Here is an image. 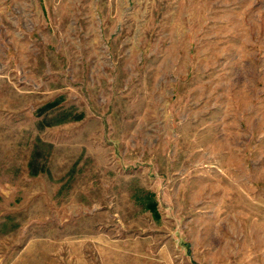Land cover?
I'll use <instances>...</instances> for the list:
<instances>
[{
    "label": "rangeland",
    "instance_id": "rangeland-1",
    "mask_svg": "<svg viewBox=\"0 0 264 264\" xmlns=\"http://www.w3.org/2000/svg\"><path fill=\"white\" fill-rule=\"evenodd\" d=\"M0 264H264V0H0Z\"/></svg>",
    "mask_w": 264,
    "mask_h": 264
}]
</instances>
